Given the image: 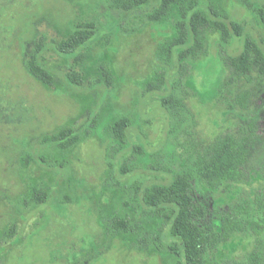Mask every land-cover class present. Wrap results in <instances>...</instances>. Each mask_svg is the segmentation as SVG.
I'll return each mask as SVG.
<instances>
[{"label": "rangeland", "instance_id": "rangeland-1", "mask_svg": "<svg viewBox=\"0 0 264 264\" xmlns=\"http://www.w3.org/2000/svg\"><path fill=\"white\" fill-rule=\"evenodd\" d=\"M158 1L123 11L107 0H0V264H175L180 257L167 250L170 240H162L167 224L141 205V184L134 181L180 170L221 134L249 122L256 138L244 181L218 188L196 184L195 195L210 208L264 200V76L254 70L252 82L241 78L230 85L225 62L247 35L263 37L264 24L242 0H217L244 34L226 45L219 32H209L206 53L190 61L176 86L186 106L180 121L162 105L160 93L146 91L161 68L158 46L175 32L171 19L146 17ZM89 19L98 32L81 59L57 52L54 40ZM43 34L53 85L36 80L23 65L25 52ZM102 64L111 71V84L98 82ZM72 68L84 75V85L68 81ZM121 115L132 123L125 143L110 131ZM68 125L84 131L74 147L41 143L43 133ZM27 150L47 151L57 164L32 162L24 169L19 158ZM124 163L133 171L123 173ZM35 187L51 193L48 203L24 202ZM121 207L132 213V232L110 228ZM200 224L220 228L213 212ZM257 242L253 234H235L213 257L244 260Z\"/></svg>", "mask_w": 264, "mask_h": 264}, {"label": "trees", "instance_id": "trees-1", "mask_svg": "<svg viewBox=\"0 0 264 264\" xmlns=\"http://www.w3.org/2000/svg\"><path fill=\"white\" fill-rule=\"evenodd\" d=\"M149 1L107 0L111 8L123 11L132 10ZM242 1L264 24V0ZM146 17L153 21L171 19L174 24V34L165 38L158 46L161 68L148 81L146 91L151 94L160 93L162 105L180 120L178 118L184 116L186 106L181 98V91L176 86L181 85L189 73L190 61L206 53L209 32H219L223 44L230 45L233 39L244 34V27L217 0H159L152 10L146 12ZM97 32L94 19L79 20L67 37L54 40V47L60 54L72 56L78 62L83 54L82 50L97 36ZM47 47V36L43 34L25 52L23 65L36 80L53 85L56 76L45 64ZM225 62L231 70L228 80L230 85L241 78L252 82L254 70L264 76V36L257 39L247 35L241 50L228 54ZM100 70L102 77L98 82L111 84L112 76L108 67L102 64ZM66 77L75 85L86 83L84 75L74 68L66 73ZM4 114L1 113L3 116ZM131 125L130 118L121 115L111 124L110 131L116 139L125 143L129 138ZM83 134L84 131L68 125L43 133L41 143L44 146L68 149L79 143ZM255 138L254 124L249 122L247 126L239 127L236 133L228 131L221 134L204 151L196 153L180 170L173 172L168 168L169 172L165 174H157L144 182L134 181L135 185L141 184L137 191L141 205L167 224L162 240H170L166 245L167 250L180 257L175 264H264V200L258 196L253 203L238 201L210 208L195 195L196 184L218 188L231 182L244 181L245 164L252 152ZM32 162L57 164L47 151L35 154L27 150L19 158V164L24 169ZM66 163V160L60 161L61 166ZM122 166L121 170L125 174L133 171L132 168H126V163ZM50 197L49 191L35 187L31 195L23 200L26 204L41 205L48 203ZM124 206L127 204L124 203ZM211 212L219 220L218 230H208L200 224ZM109 225L116 232H132V213L121 207L113 213ZM14 233L15 227H12L10 236ZM239 233H250L258 237L257 245L246 259L219 260L213 257L220 245L229 242Z\"/></svg>", "mask_w": 264, "mask_h": 264}]
</instances>
